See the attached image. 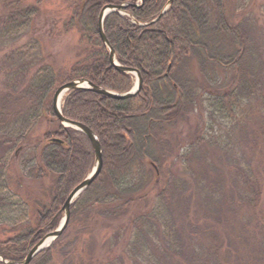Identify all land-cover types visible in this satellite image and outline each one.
<instances>
[{
	"label": "trees",
	"instance_id": "trees-1",
	"mask_svg": "<svg viewBox=\"0 0 264 264\" xmlns=\"http://www.w3.org/2000/svg\"><path fill=\"white\" fill-rule=\"evenodd\" d=\"M167 1L145 0L139 8H127L128 16L111 14L104 22L105 34L118 63L141 74L143 87L140 94L131 100L119 101L81 90L73 92L62 106L66 119L79 122L95 133L104 161L98 178L72 204L69 224L80 215L89 219L97 213L105 218L120 219L126 206L132 204L133 197L145 190L150 175L144 171L143 161L157 162V156L167 149L162 145L166 142L161 139L163 127L179 121L181 113L197 103L195 95L198 89L194 81L178 73L189 59H196L209 87V92L200 90L203 92L200 96L206 106L208 125L202 137L181 153L180 164L184 170L192 173L204 147H228L220 149L228 151L231 138L234 139L237 134L250 135L264 145V113L259 114L258 107L259 102H264L263 66L257 58L248 28L241 27L247 25L248 19H244L241 25L232 23L227 17L225 0H173L169 10L156 24L139 27L132 22H151L161 13ZM100 5L94 4L84 12L81 26L85 38L102 51L97 50L88 65L76 67L75 77L117 93H126L132 87L131 77L120 74L111 66L99 39ZM32 12H18V18H13L9 24L4 23L0 29V45H7L13 37V41L18 40L21 32L31 28ZM172 27L176 28V32L171 36ZM133 47L140 49L142 55H138ZM29 54L20 50L4 57V63L10 65L15 59L24 62V56ZM49 68L30 64L28 67L25 64L18 69L7 68L1 74L9 95L0 100V228L7 226L17 234L9 241L0 242V256L10 264H22L32 248L54 230L68 196L85 180L92 168L93 154L89 140L82 133L61 126L52 136H60L67 146L48 144L38 159L30 157L22 163L20 173L21 179L28 181L48 175L53 178L50 206L30 213L29 202L19 195L21 179L11 177V151L28 141L39 120L48 115L54 116L49 100L57 81ZM222 71L234 74V85L229 91L217 93L224 87V82L220 80ZM15 99H19L16 102L18 108L9 104ZM20 99L23 100L20 102ZM99 102L106 106L102 107ZM52 136L45 139L50 142ZM226 139L229 143H224ZM33 151L36 152L35 148ZM118 153L120 157H117ZM237 155L240 158L234 160V167L239 173H236L239 183L249 186V191L255 194L258 181L251 169L252 162H242V154ZM80 156L86 159L78 164ZM179 176L170 173L151 209L138 213L127 227L121 225L118 228V239H122L112 249L119 245L126 233L121 247L129 264H222V260H225L224 264H236L241 257L252 264H264V249H260L264 241L252 240L253 235L250 247L234 238L226 242L220 239L221 244H229L237 250L232 262L233 254L220 259L221 253L225 252L205 246L204 239L208 237L214 238L212 244L219 243L217 227L220 224H206L204 229L201 224H188V231L181 232L174 209L178 196L186 192L187 183ZM14 187H19V190ZM214 192L222 193L218 190ZM201 194L206 197L204 192ZM206 199L212 209L210 212L216 214L218 210L213 211L214 206L218 208L219 205L213 204L212 197ZM198 226L200 235L195 238L190 236L188 233ZM52 251L46 250L30 264H51L54 260ZM117 259L109 258L107 263L100 264H125L123 258L119 262ZM0 264L6 263L0 261Z\"/></svg>",
	"mask_w": 264,
	"mask_h": 264
},
{
	"label": "rangeland",
	"instance_id": "rangeland-1",
	"mask_svg": "<svg viewBox=\"0 0 264 264\" xmlns=\"http://www.w3.org/2000/svg\"><path fill=\"white\" fill-rule=\"evenodd\" d=\"M169 1L170 0L167 1L161 13H166L169 10L172 4L168 5ZM108 2L109 0H0V29L3 27L4 23L9 24V21H12L13 18H18V12H27L30 10L33 11L32 13L34 16L31 28L21 32V36L18 40L13 41V37L7 41V45H0V100L5 99L6 96L9 95L3 84V77L1 75L3 70L7 68L18 69L25 64H27L28 67L29 64L31 66H49L50 71L53 72L52 75L57 81L51 91L49 100L51 104L53 102V96L58 88L66 83L79 80L80 78L75 77L74 70L76 67L81 68L82 65H88L95 52L101 50L100 47H93L92 43L88 41L82 33L83 27L81 26V20L84 12L97 3H100L102 8L107 5L124 4L126 5L124 10L119 13L111 14L128 16L126 12L127 8H139L137 6H140L141 3L140 0H119L116 2L111 0V2H109L110 4ZM143 4L144 2L142 5ZM225 9L228 19L235 25L239 23V25H241L244 19H248L247 25L241 27L248 28L250 40L258 55L257 58L260 59L262 63V75L264 76V0H225ZM132 22L135 24V21ZM175 32L176 28L172 27L169 34L172 36ZM98 35L101 43H103L100 33H98ZM170 35L168 36L170 37ZM102 47L109 56L108 49L105 48L103 44ZM133 48L138 55H142L140 49L136 47ZM20 50H25L30 53L28 56H24V62L14 58L15 60H13L10 65L4 63V57H8ZM182 71L183 73H181ZM178 73L184 74V76H187L186 79L194 81L193 83L198 89V93L195 95L197 103L194 106L195 108L193 107L183 111L179 117V121L167 124L163 127L164 132L162 133L161 139L166 142L162 145L167 149L163 151L160 156H157V162L152 160L143 161V169L150 175L149 183L145 190L133 197L132 204L126 206L127 209L120 219L105 218L99 215V213L89 219H85L84 215H80L76 221L73 220L71 224L68 223L65 231L58 238L48 243L45 249L39 252L35 257L41 256L46 250H53L52 255L54 260L51 261V264H100L107 263L109 258L114 257H118V262L123 258L125 264H129V259L124 255V252L122 253L121 247V244L123 246L125 243L126 233L123 238V240L125 239L124 243L122 242L123 240H121L119 245L112 249V246L116 245V243L122 239H118V228L121 225L127 227L131 219L138 213H144L151 209L154 200L160 193L159 191L165 186L170 173L177 176L180 175L179 177L187 183L186 192L178 196L176 200L177 206L174 209V217L176 213V219L178 220L177 227L181 232L186 233L188 231V224H201L200 227L203 229L206 227V224H220L217 227L219 243L212 244L214 238L208 237L204 239L206 243L205 246L209 249L215 248L225 252L221 253L220 259L224 255L233 254L231 256L232 262L235 258L234 253L237 252V250L234 247H229V244L228 246L221 244L220 239L226 242L227 240L233 241L234 238L235 241L239 242V240H241L240 242H242L244 246L246 245L249 247L253 239L260 243L264 241V175L262 174V167H264V145L250 135L244 134L243 136L239 134L238 136L237 134L234 135V139L231 138L232 144L228 151L220 150L228 147H222L220 149L213 147L202 148L201 159L196 161L192 173L185 171L183 165L180 164V155L202 137L208 125L206 106L203 104V98L201 97L203 92L200 90L206 89V92L209 91L207 90L208 86L203 79V74L200 72L196 59H189ZM222 74L220 80L224 82V87L221 89L219 88L220 90L217 93L229 91L234 85L235 76L233 73L223 72ZM128 76H130L132 80V87L128 91L131 92L135 90L138 79L134 74H128ZM99 88L103 89L102 87ZM105 90L114 93V91ZM141 91L142 88L140 92ZM73 92L75 91L67 92L63 95L61 107ZM126 93L117 94L123 95ZM101 96L110 98L105 95ZM135 97L136 96L119 101L131 100ZM23 98H25V96H23ZM15 100V102L13 100L9 104L12 105L13 108H18L16 102L19 99ZM21 100L23 99H20V102ZM98 104L102 105V107L106 106L101 102ZM255 107L257 106L255 105ZM258 107H260L259 114L264 113V102L263 104L259 102ZM52 112H54V110H52ZM97 113L100 115L99 111ZM53 115L54 116L48 115V117H43V119L39 120L33 127L27 139L28 141L11 151L10 174L12 178L21 179L20 173L22 163L30 159V157H36L38 159L44 147L51 144L45 137L54 136L61 127L55 113ZM106 115L109 116L110 112L107 111ZM156 135L157 134H155V136ZM53 136L52 138L50 137V141L52 139L58 140L57 137L53 138ZM156 137H158V135ZM262 140L264 141V138ZM225 141L226 142H223L227 143L228 139ZM61 145L64 146L65 144L63 143ZM66 146L67 145L64 147ZM33 148H35L36 152L33 151ZM90 148L93 154L91 143ZM1 153L2 148L0 149V155ZM237 154H242V162H252V168H250L254 171L253 175L258 181V186L255 184V194L249 191V186L244 187L239 183V178L236 175V173H239L234 167V160L240 158ZM120 156L121 154L118 153L117 157ZM85 159L86 157L80 156L77 159L79 162L78 164H80V162L84 163ZM91 167V170H89L90 172L88 171V175L93 171L94 161H92ZM53 183V178L50 175L44 176L41 179L35 178L29 181L21 179L22 187L20 188L19 195L22 199L29 202L30 206H28V211L30 213L33 214L35 210L41 209L42 207L48 208L50 206L53 197ZM197 187L200 188L197 189ZM14 188L19 190V187ZM217 190L222 193L217 194L214 192ZM202 192H204L206 197L202 196ZM207 196L212 197L213 204L217 203L219 205L218 208L214 206L213 211L218 210L216 214L210 212L212 209L209 208V203L206 199L209 197ZM241 201L244 202L241 203ZM234 203H236L237 206L234 207ZM62 209L63 207L61 210ZM64 217V213H61L54 230L46 234L40 241L57 231L63 223ZM198 231H200L199 226L197 228H192L188 234L195 238L200 235ZM16 234L17 231H12L7 226H3L0 228V242L9 241L14 238ZM251 236L252 240H250ZM260 249H264V246H261ZM238 259L240 260L236 264H252L250 260H245L244 257ZM224 261L225 260H222L221 263L224 264ZM182 264L189 263L182 262Z\"/></svg>",
	"mask_w": 264,
	"mask_h": 264
},
{
	"label": "water",
	"instance_id": "water-1",
	"mask_svg": "<svg viewBox=\"0 0 264 264\" xmlns=\"http://www.w3.org/2000/svg\"><path fill=\"white\" fill-rule=\"evenodd\" d=\"M144 0H140L141 3H143ZM173 0H170L168 5L172 3ZM126 8V5H107L102 8L100 11L99 17H98V28L99 33L101 36V40L103 44L108 48L109 51V59L112 66L117 68L120 72H128V73H134L137 76L138 83L136 85L135 90L128 92L126 94L120 95V94H113L106 90H103L95 85H93L91 82H89L86 79H79L77 81H72L69 83H66L65 85L58 88L53 96V102L52 107L54 110V113L58 119V121L61 123V125L66 129H73L78 132H81L85 137L90 141L91 146L93 148L94 154H95V161H94V168L92 173L81 183L79 184L68 196L66 202L64 203L63 209L61 210V213H64V221L61 224L60 228L55 231L54 233H51L50 235L46 236L42 241H40L32 250L29 252L25 260L22 262V264H30L31 260L42 250L45 249L46 245L50 242H52L53 239L58 238L67 228V225L70 221V208L72 204L92 185V183L97 179V177L100 175L102 168H103V158H102V149L101 144L95 135V133L90 130L88 127L84 126L83 124L79 122H75L72 120L66 119L62 115L61 111V99L64 94L71 91H80V90H90L93 92H96L101 95L108 96L110 98L116 99V100H125L132 98L136 96L141 88H142V78L138 71L128 68H122L119 67L116 64V55L113 48L110 46V43L108 42L105 33H104V21L106 17L111 13H119L122 10ZM165 12L161 13L163 15ZM51 143H59L61 144V141L58 140H51ZM154 166V165H153Z\"/></svg>",
	"mask_w": 264,
	"mask_h": 264
},
{
	"label": "bare ground",
	"instance_id": "bare-ground-1",
	"mask_svg": "<svg viewBox=\"0 0 264 264\" xmlns=\"http://www.w3.org/2000/svg\"><path fill=\"white\" fill-rule=\"evenodd\" d=\"M144 2V1H143ZM142 6V3H140V6H137V7H141ZM162 16L163 15H161V13L155 18V19H153L151 22H149V23H146V24H140V23H136L135 22V24L136 25H138L139 27H149V26H151V25H154V24H156L161 18H162ZM107 40H108V38H107ZM108 42L110 43V41L108 40ZM103 44V43H102ZM103 46L105 47V48H107L104 44H103ZM110 46H111V44H110ZM112 47V46H111ZM108 49V48H107ZM116 64L119 66V67H122V68H128V67H124V66H122V65H120L119 63H118V61L116 60ZM112 66V65H111ZM113 68H115L114 66H113ZM120 74H126V75H128V74H134V73H128V72H120L117 68H115ZM128 69H133V68H128ZM133 70H136V69H133ZM137 71V70H136ZM139 72V71H138ZM135 75V74H134ZM141 75V74H140ZM142 82H143V80H142ZM103 90H105V88H103ZM110 93H112V92H110ZM96 94H98V93H96ZM113 94H115V92L113 93ZM116 94H117V92H116ZM98 95H101V94H98ZM138 95V94H137ZM136 95V96H137ZM61 124V123H60ZM62 126V125H61ZM85 136V135H84ZM58 139V141H61L62 143L61 144H63V140L62 139H60V138H57ZM53 140V139H52ZM88 140V139H87ZM90 142V141H89ZM102 158H103V152H102ZM93 161H95V154H94V151H93ZM104 165V164H103ZM82 167H83V165H82ZM91 174V173H90ZM89 174V175H90ZM88 175V176H89ZM87 176V177H88ZM35 247V246H34Z\"/></svg>",
	"mask_w": 264,
	"mask_h": 264
}]
</instances>
